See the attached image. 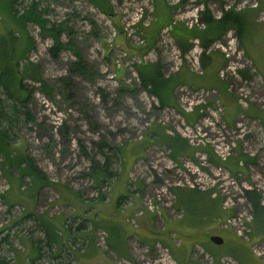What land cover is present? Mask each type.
I'll return each mask as SVG.
<instances>
[{
  "label": "rangeland",
  "instance_id": "1",
  "mask_svg": "<svg viewBox=\"0 0 264 264\" xmlns=\"http://www.w3.org/2000/svg\"><path fill=\"white\" fill-rule=\"evenodd\" d=\"M32 1L47 25L66 29L58 34L61 42L71 32L72 48L92 75L69 74L73 51L63 49L50 58L46 48L51 40L25 23L31 40L29 70L35 65L52 90L46 96L38 82L24 77L21 86L31 89L24 111L32 118L19 108L12 128L2 120L0 127L7 128L10 155L27 160L43 175V183L7 168L0 156V258L21 264L38 247L39 259L30 264H177L165 244L152 237L166 220L182 215L196 230L194 239L182 238L190 257L184 264H211L212 250L222 253L219 264H254L246 250L234 245L237 238L248 244L252 256L264 255V230L244 226L250 206L242 197L243 190L255 189L264 203V128L258 116H264V65L260 57L244 54L260 33L243 19L244 11L253 8L247 6L251 0H99L100 7L92 0H17L14 8L20 12ZM202 12L214 25L222 14H236L243 22L239 41L233 26L206 28L199 21ZM179 42L188 49L181 51ZM213 60L215 71L209 69ZM140 63L157 65L162 77L178 74L171 77L178 84L170 107H158L139 87L134 68ZM238 71L248 78H240ZM8 104L0 95L12 120ZM187 114L194 120L187 122ZM155 130L178 134L187 147L171 161L165 145L154 143ZM100 141L110 147L101 153L115 175L97 183L88 175L93 163L87 157L99 167ZM173 187L208 191L213 201ZM214 208L220 218L213 220ZM31 214L55 225L58 258H49L56 246H43ZM237 218L248 228L246 239L229 224ZM262 220L260 215L257 223ZM178 234H165L173 247ZM207 234L219 235L222 243H209ZM192 240L197 242L189 245ZM90 243L94 249L88 258L80 257Z\"/></svg>",
  "mask_w": 264,
  "mask_h": 264
},
{
  "label": "trees",
  "instance_id": "2",
  "mask_svg": "<svg viewBox=\"0 0 264 264\" xmlns=\"http://www.w3.org/2000/svg\"><path fill=\"white\" fill-rule=\"evenodd\" d=\"M16 1L17 0H0V95L3 96L5 101L8 100V102H10L7 107L12 116H14L13 118L11 117L12 120H10V116H7V114L3 111L4 107L0 105V120L4 121L3 123L11 128L12 121L17 115L16 111L19 108L23 110V114L28 116L29 119L32 118L28 113H26V111H24V106L27 105L26 97L31 92L30 88L25 89L21 86V82L24 77L33 80V82H38L40 88H43L46 92V96H48V92L52 90L50 86L45 85V83L41 81V79L37 75L35 65L31 70H29L32 64H30L26 60V54L30 49L31 40L27 35L25 23H31V25L34 24L39 29L40 35H43L44 37L46 36L51 40V44L46 48V51L50 58H54L55 56H57L60 50L63 49L73 51L75 59L70 62L71 64L69 63L68 65L67 72L69 74L73 73L82 76L88 75L89 78H91L92 75V71L88 67V64L86 62H81L79 53L72 48L73 39L70 37L72 35L70 31L67 32V38H69L67 42H61L58 39V34L60 31H62V29H65L63 26H55L53 24L47 25V21L45 20V18L43 19L40 13L35 9L36 4L33 1L29 3L26 8H22L20 12L16 11L14 8ZM92 1L93 3H96L98 7L102 5L99 0ZM233 17H235L236 21ZM199 21H201L202 24L204 23L206 25V28L208 29H210V27L222 29L224 27L227 28V26H233L234 31L236 32L237 41H239V38L241 37L242 32L240 28L238 29V27L239 25H243V22H240V20L237 19L236 14H230V12H227L226 14L224 13L216 20V23L214 25L212 21L209 20L206 13L202 12V14L199 16ZM177 44L181 46V51H184L189 47L185 43L180 44L179 42ZM200 45L202 46V48L206 46L205 43H202V41H200ZM19 60H23L21 64H18ZM134 72H136L137 74L136 78L138 80L139 87L143 90L144 93L148 94L149 96H153L156 99L155 102L158 107L171 106V91L178 84L174 83L173 78L171 77L177 76L178 74L170 75L168 77H162V74L158 70V66H154V64L150 63H140L136 65L134 68ZM238 73L240 78H248V76L244 74V72L238 71ZM184 119L188 122L190 119L194 120V116L192 114H187L184 115ZM5 129L7 128L2 129L0 127V156L2 158V162L6 164L7 168L11 166L16 167L17 173L20 176L27 174L29 176H32L33 179L37 181V183L42 184L43 182H41V180L43 178V175L41 173H38V171H36V169L32 167L29 162H27V160L25 161L23 157L19 159L13 158L10 155V150H8L6 145V143L8 142ZM155 132L157 138L153 139L154 143L156 142L158 146L165 145L164 147L167 150V156L171 161L179 157L182 154L184 148L187 147L186 143H184L176 133H173L171 136H169V134L162 133L161 130H155ZM96 146L98 147L97 150H99L98 153L101 155L103 162L99 165V167H97V163H95L93 159L87 157V159H89L91 163H93L89 166L90 171L88 172V175L92 181L100 183V181L104 180L105 178H111L113 175H115V172L107 170V167L109 166L108 158L106 155H103L101 153L102 147H106L109 150L110 147L102 141H100ZM20 163H23L24 166H20ZM212 163L215 165L218 164L215 161ZM232 165H235L234 167H236V164L234 162L232 163ZM173 188L180 189L179 187ZM171 190L172 189L170 188L169 191L171 192ZM180 190L184 192V195H195L194 199L203 197L206 201H208L207 198L210 197V193L208 191H196L194 187H187L185 189L181 188ZM173 194L174 193H172V195ZM242 197L244 198V201H247L250 206V219L247 221L246 225H249L250 228L253 227L254 230L257 231L264 229V220L257 223L260 215L264 216V204H261L259 201V192H256L255 189H246L245 191L243 190ZM1 198L3 199L2 196ZM173 201L176 207V203H180V201H176L175 196L173 197ZM207 203H209V201ZM213 210L214 214L216 215V209L214 208ZM191 212L192 211H189L188 213ZM40 216L42 217V222ZM40 216L33 214L30 215V217H32V220L37 222L39 226V232L43 234V246H45L48 250L56 246L55 250L50 253L49 256L51 260H54L55 258L59 257L58 252L60 251V245H58V239L60 237L57 233H55V225L52 226V221H50L48 217H44L43 215ZM78 228H80V225H77V229ZM65 233L67 234V229H65ZM208 236L209 235H206L205 238L207 239ZM3 239L4 238H2V240ZM104 243H106L107 247H110V244H108L106 239L104 240ZM163 243L164 242H161L162 245ZM62 249L64 248H61V250ZM36 250L39 251V248L37 247ZM37 251L35 253V256L31 258L30 263H33L34 261L39 259ZM208 256H210V263L218 264V258L215 257L214 254L211 255V253L208 252ZM0 264H6L5 260L0 258Z\"/></svg>",
  "mask_w": 264,
  "mask_h": 264
},
{
  "label": "crops",
  "instance_id": "3",
  "mask_svg": "<svg viewBox=\"0 0 264 264\" xmlns=\"http://www.w3.org/2000/svg\"><path fill=\"white\" fill-rule=\"evenodd\" d=\"M254 1H255V4H256L255 7L248 8L247 10H245L244 11V18L243 19H245L246 24L249 23L250 25L251 24L254 25V27L257 30H259L260 33L258 34V37H254V39L257 40V44H253L254 47H252V49H249V50L244 51V54L245 53H248L251 56L252 59L253 58L260 57V60H261V62L264 65V17H263V19L262 18H259V16L261 14L264 15V0H254ZM213 63H215V61L211 63V66L209 68L211 71H215V69H213V67H212L213 66ZM224 96L225 95L223 94L222 97H224ZM234 108L235 107L230 108L231 109V112H232V110L233 111L236 110ZM255 111H256V109H255ZM255 111H252V113L250 114V116L255 115V113H256ZM259 111H261V110H259ZM231 115H233V114L231 113ZM250 116H249V118H251V119H255L256 118V116H254V118H252ZM258 116H260V119L262 121L261 122V126L264 128V116L263 115H258ZM231 118H233V117H231ZM231 118H230V122L232 120ZM227 120H229V117H227ZM256 121H258V120H256ZM202 192H204V191H202ZM210 196H211V194H210ZM207 200L209 202H211V203L213 201L211 197L207 198ZM217 204H218V202H216V208H218ZM182 210H181V212H182ZM216 212H217V209H216ZM213 216H214L213 217V220H214V218L217 217L218 215L216 216L214 214ZM218 218H220V217L218 216ZM171 226L173 227L172 228L173 230L170 229ZM161 229H162L161 232L158 231V230H156V231H158L159 235H157L156 237H152L153 240H158V241L160 240L161 242H164L165 243V246L164 247H167L170 250V252L172 253L173 258H174L173 259L174 263H177V264H184V263H186L185 261L188 258H190V257L188 256V252L187 253L185 252V249L187 248L188 245L185 246L184 244H182V246H181V243H183L182 238H185L186 239L187 237H189V238L194 239L193 234L195 233L196 230L194 228L189 227L188 225H186L184 223V220H183V216L182 215H177V218H174L173 221L172 220H166L164 223H162V228ZM174 229H176V230H174ZM260 231H262V230H260ZM260 231H257V232H260ZM171 232H172V234L175 233V232L176 233H179L178 234L179 236L176 237L179 242L174 245L175 247H173V245L170 244L167 241V238H166L167 234H169ZM165 234H166V236H165ZM207 235H209V234H207ZM211 235H217V234H211ZM211 235H209V236H211ZM217 236H219V235H217ZM234 241H236V242H234L235 243L234 244L235 246L236 245L241 246L244 250H246L247 255L250 256L254 260L253 261L254 264H261V262L264 261V255L261 256V257H258V256H255L254 257V256H252L253 254H250L249 253L248 244L245 241L238 240L237 238L234 239ZM196 242H197L196 240H192V241H190L189 245L190 244L193 245ZM214 245H217V244H214ZM30 247H31V245H30ZM90 247H91V249H90V252L88 253L87 250ZM93 249L94 248L92 247L91 243L88 245V247H87V244H86V249H84V252H86V253H84L85 255H80V257H83V258H86L87 257L88 258L87 255L90 254ZM206 251H208V250L206 249ZM208 252H210V251H208ZM210 253H211V255L214 254L215 257H217L218 259L222 255V253L216 252V251H213V250ZM73 255L76 257V254H73ZM26 259L28 260V264H30V260L31 259H28L27 257H26ZM233 259H235V258L233 257ZM27 260L23 259V261H22L21 264H27ZM235 262H238V261L235 260Z\"/></svg>",
  "mask_w": 264,
  "mask_h": 264
},
{
  "label": "built area",
  "instance_id": "4",
  "mask_svg": "<svg viewBox=\"0 0 264 264\" xmlns=\"http://www.w3.org/2000/svg\"><path fill=\"white\" fill-rule=\"evenodd\" d=\"M247 6L248 7H255V2L253 0H251V2L249 3V5H247ZM259 194H260V192H259ZM260 199L261 198H260V195H259V201H260V203L261 204H264ZM229 224H231L232 226H236V231H235V234L236 235L242 236V238L246 239L245 238V234H246V232H248V228L245 229V227H244V226H247L246 223H244V226H243L242 220H240V218H237L235 224L233 223V221H231Z\"/></svg>",
  "mask_w": 264,
  "mask_h": 264
},
{
  "label": "water",
  "instance_id": "5",
  "mask_svg": "<svg viewBox=\"0 0 264 264\" xmlns=\"http://www.w3.org/2000/svg\"><path fill=\"white\" fill-rule=\"evenodd\" d=\"M207 239L209 240L210 243H213V244L218 245L222 243V239L217 235L208 236Z\"/></svg>",
  "mask_w": 264,
  "mask_h": 264
}]
</instances>
